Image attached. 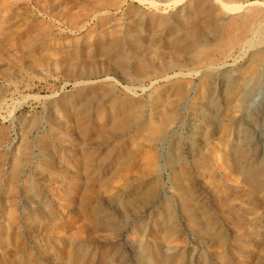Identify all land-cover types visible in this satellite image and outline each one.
I'll list each match as a JSON object with an SVG mask.
<instances>
[{
	"label": "rangeland",
	"instance_id": "374dc122",
	"mask_svg": "<svg viewBox=\"0 0 264 264\" xmlns=\"http://www.w3.org/2000/svg\"><path fill=\"white\" fill-rule=\"evenodd\" d=\"M259 50L264 0H0V264L263 263L264 64L226 95Z\"/></svg>",
	"mask_w": 264,
	"mask_h": 264
},
{
	"label": "bare ground",
	"instance_id": "6f19581e",
	"mask_svg": "<svg viewBox=\"0 0 264 264\" xmlns=\"http://www.w3.org/2000/svg\"><path fill=\"white\" fill-rule=\"evenodd\" d=\"M229 10H230V8H229ZM255 15L256 14H251V15H248V16H246L244 18V21L247 22V24H246L247 26L246 27H248V29L250 28L251 30H254L255 23L257 22ZM237 28H238V26H237ZM241 33H242V31H241ZM189 43H190V41H189ZM263 64H264V51L259 50V51H257L256 53L253 54L250 62L246 66L242 67L240 70H237V72L234 74V76H232L233 78L230 81V83H229V85L227 86V89H226V95H227V99H228L227 105H228L229 109L232 111V113H235L237 111V109L239 108V89H238V85H239L240 80L242 81V80L249 79L250 77H252L255 74V72ZM210 78H211L210 74H206L204 76V78L202 80L203 83H202V87L201 88H203L208 83ZM181 93H182V99L183 100L186 99L187 98V95H186L187 92L181 91ZM201 95H202V91L199 90V93L195 96L194 100L192 101L193 103L191 102L192 103V107H195V105L199 101V98L201 97ZM173 119L168 120L167 123L163 127H169V125L173 122ZM222 127H223V125H222ZM220 128H221V123H220L219 115L213 114L210 117V120L207 122V124L205 125V127L203 129L202 141H205V139H208V137H210V135L212 133L219 131ZM164 129H166V128H164ZM164 129L162 128L161 132H159L160 130L159 131L157 130V132H158L157 140L158 141H163V139H164V137L166 135V130H164ZM222 130L220 131L219 142H217V144H218V146H217L218 148L217 149L218 150H217L215 156H216L218 162L221 163V165H224V164L228 165V155H227L225 146H226V143H227V140H228V134H229L230 130L228 128L224 129L223 131ZM174 150L175 149L173 148L172 152H170L169 160H170V164L172 166L176 165V166L180 167V170L177 173L173 174V179H172V181H173L172 184H173V187H174V189L176 191V199H177L178 204L180 206L181 212L184 214V216L188 220H194L193 219L194 217L192 215V211L193 210H191L192 208L187 203L188 201H187L186 193H185V191L183 189V185H182V176H183L185 163H184V160L180 156H177L176 151H174ZM148 158H149V160H148V162H146V159H148ZM145 163H146V165L148 167H153L154 169L156 168L155 158L152 155L145 158ZM195 166L197 167L198 170H200V162L199 161L196 162ZM165 205H166L167 210L169 212L168 218L170 220H173L174 214H173L172 209H171V204L168 201H166ZM237 251L239 253L242 252L240 247H238ZM258 264H264V262L263 263H259L258 262Z\"/></svg>",
	"mask_w": 264,
	"mask_h": 264
}]
</instances>
